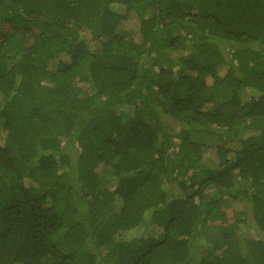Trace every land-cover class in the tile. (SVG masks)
<instances>
[{"label":"trees","instance_id":"obj_1","mask_svg":"<svg viewBox=\"0 0 264 264\" xmlns=\"http://www.w3.org/2000/svg\"><path fill=\"white\" fill-rule=\"evenodd\" d=\"M0 264H264V0H0Z\"/></svg>","mask_w":264,"mask_h":264},{"label":"rangeland","instance_id":"obj_2","mask_svg":"<svg viewBox=\"0 0 264 264\" xmlns=\"http://www.w3.org/2000/svg\"><path fill=\"white\" fill-rule=\"evenodd\" d=\"M81 34H82V36H86V38H88L90 40V39L93 38L95 33L92 32L91 27H87L86 29H84L82 31ZM126 37L129 38V39L131 38V37H129L128 34H127ZM169 124L174 125L173 122H169ZM196 137L199 138L200 135H198ZM199 139L204 140L209 145L223 144L226 141V137H224V136L220 137V136L210 135V134H207V133L203 134L202 137L199 138ZM207 156H209V153L207 154ZM212 158H213V155H210V160L214 161ZM213 163H215V162H213ZM110 179H111L110 172L103 171L102 172V180H103V182H108ZM242 206H243L242 203H239V202L234 203V207L237 208V209H242ZM218 224H220V222L210 224V226H209L210 235H213L216 232V229H217L216 225H218Z\"/></svg>","mask_w":264,"mask_h":264}]
</instances>
